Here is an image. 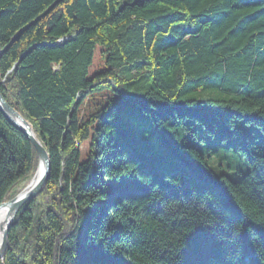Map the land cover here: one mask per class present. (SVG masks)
Masks as SVG:
<instances>
[{
    "label": "trees",
    "instance_id": "16d2710c",
    "mask_svg": "<svg viewBox=\"0 0 264 264\" xmlns=\"http://www.w3.org/2000/svg\"><path fill=\"white\" fill-rule=\"evenodd\" d=\"M0 48L52 162L0 264H264V0H0ZM36 166L0 110V202Z\"/></svg>",
    "mask_w": 264,
    "mask_h": 264
},
{
    "label": "water",
    "instance_id": "95a60500",
    "mask_svg": "<svg viewBox=\"0 0 264 264\" xmlns=\"http://www.w3.org/2000/svg\"><path fill=\"white\" fill-rule=\"evenodd\" d=\"M2 49L0 48V54ZM0 110L5 117L18 127L32 142L37 152V166L28 182L10 199L0 202V209H4V215L0 219V258L6 252L8 245V231L10 226L24 203L36 197L44 188L51 172V157L38 138L30 120L9 103L0 89Z\"/></svg>",
    "mask_w": 264,
    "mask_h": 264
},
{
    "label": "bare ground",
    "instance_id": "6f19581e",
    "mask_svg": "<svg viewBox=\"0 0 264 264\" xmlns=\"http://www.w3.org/2000/svg\"><path fill=\"white\" fill-rule=\"evenodd\" d=\"M4 209H0V219L3 217L4 215ZM0 242H1V231H0Z\"/></svg>",
    "mask_w": 264,
    "mask_h": 264
},
{
    "label": "rangeland",
    "instance_id": "374dc122",
    "mask_svg": "<svg viewBox=\"0 0 264 264\" xmlns=\"http://www.w3.org/2000/svg\"><path fill=\"white\" fill-rule=\"evenodd\" d=\"M85 149L87 150L88 149V145L86 144L85 145ZM28 182V181H27ZM22 187H19V190L21 189Z\"/></svg>",
    "mask_w": 264,
    "mask_h": 264
}]
</instances>
